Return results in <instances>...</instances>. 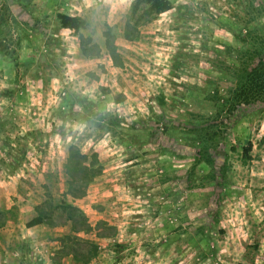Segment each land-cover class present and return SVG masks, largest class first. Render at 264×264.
Masks as SVG:
<instances>
[{
  "label": "rangeland",
  "instance_id": "1",
  "mask_svg": "<svg viewBox=\"0 0 264 264\" xmlns=\"http://www.w3.org/2000/svg\"><path fill=\"white\" fill-rule=\"evenodd\" d=\"M132 1L0 0V264H264V99L225 75L252 0H171L126 39Z\"/></svg>",
  "mask_w": 264,
  "mask_h": 264
},
{
  "label": "trees",
  "instance_id": "2",
  "mask_svg": "<svg viewBox=\"0 0 264 264\" xmlns=\"http://www.w3.org/2000/svg\"><path fill=\"white\" fill-rule=\"evenodd\" d=\"M173 8L174 5L171 0H133L124 25V37L126 39L136 38L139 32L138 28L141 24L151 21L158 14L171 11ZM243 12L244 15L239 19L242 23V28L239 33L235 34L237 45L226 48L228 49V54L233 56L234 59L229 60L225 64V75L234 83V86L229 88V92L233 93V98L240 103L246 104L264 99V22H262V18H264V0L257 2L252 0L248 2ZM55 19L58 29H70L75 33L84 29L87 25L86 18L79 14H69L58 11L55 13ZM8 20L9 17L6 13H0V54H6L5 42L9 34L7 30ZM12 21L16 22V19L13 18ZM261 23H263V25ZM110 48L113 50V47L110 46ZM80 50L86 56H94L99 52L97 44L92 42L90 37L83 35H80ZM10 92L11 90L7 88H0L1 96H9ZM214 92L217 94L218 91L214 90L213 93ZM212 98H214L215 101L224 100L223 97L222 99H220L221 97ZM160 102L162 104L164 103L162 98ZM117 120L118 119L114 117L110 118L111 123ZM209 129L210 127L205 126L204 122L197 131L198 136L196 139L198 142L200 141L202 143V146L199 148L198 155H196L195 164L200 162L212 164V156L208 152L209 145H207V142L214 140L216 134H212L213 131L210 132ZM249 147L250 145L243 148V154L247 153ZM23 158L24 151H22L16 163L12 165V171L20 166ZM223 165L224 168L227 165L226 157ZM2 171L6 172L4 169H0V173ZM11 173L12 172L8 174ZM66 207L69 209L73 208V206L69 204H67ZM72 215L71 211L69 212L68 210L69 218ZM41 223H43L42 216L37 215L28 220L26 225L34 226Z\"/></svg>",
  "mask_w": 264,
  "mask_h": 264
},
{
  "label": "crops",
  "instance_id": "3",
  "mask_svg": "<svg viewBox=\"0 0 264 264\" xmlns=\"http://www.w3.org/2000/svg\"><path fill=\"white\" fill-rule=\"evenodd\" d=\"M0 190H1V191H5L4 187H0Z\"/></svg>",
  "mask_w": 264,
  "mask_h": 264
}]
</instances>
